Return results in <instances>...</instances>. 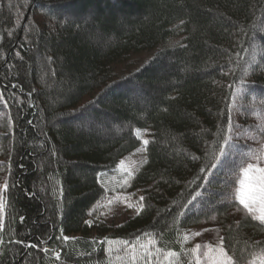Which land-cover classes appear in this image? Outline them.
Returning <instances> with one entry per match:
<instances>
[{"label": "trees", "instance_id": "obj_1", "mask_svg": "<svg viewBox=\"0 0 264 264\" xmlns=\"http://www.w3.org/2000/svg\"><path fill=\"white\" fill-rule=\"evenodd\" d=\"M176 33L181 44L160 49ZM140 52L152 57L116 75ZM131 85L143 101L118 90ZM240 88L245 100L264 97V0H0V184L10 185L0 264H121L114 244L150 238L181 252L187 231L213 216L246 264L264 226L236 212L220 168L200 172ZM104 117L121 128L84 123ZM139 130L151 132L147 163L129 187L142 190L144 211L113 228L86 224L106 178L142 145Z\"/></svg>", "mask_w": 264, "mask_h": 264}, {"label": "snow or ice", "instance_id": "obj_2", "mask_svg": "<svg viewBox=\"0 0 264 264\" xmlns=\"http://www.w3.org/2000/svg\"><path fill=\"white\" fill-rule=\"evenodd\" d=\"M231 88V85H229ZM238 91V90H237ZM235 95V92L231 93ZM0 104H7L6 99L3 94L0 93ZM236 111L229 106L226 112L227 120L222 123L216 132V138L213 142L211 148V162L200 168L201 173H211L212 169L218 167V165L224 162V159L230 154L238 155L243 166L240 171L243 173V179L240 180V187L236 189L233 199L238 201V206L236 207V212H243L246 217H250L254 221H258L261 226H264V123L257 125L253 129H245L241 125L235 122V118L230 114ZM252 140L256 143V147L251 144L247 145V150H240V140ZM149 140H142V148L147 151V145ZM141 149L138 148L137 152ZM193 159H199L198 156H194ZM144 163H147L145 158ZM119 167L125 173V179L122 186H128L130 180L133 178L136 169H131L125 165L123 160L120 161ZM202 179L210 182L209 177L203 176ZM10 185L7 180L3 184H0V232L5 230L4 214L6 208L9 206V201L6 200L7 192ZM107 199V198H106ZM121 197L116 196L111 199H107L108 205H112L115 201L120 200ZM145 197L140 196L136 203H128L127 198L124 199L126 207L129 209H134L135 214L139 216L145 209ZM191 203V201H189ZM187 205H185L186 207ZM95 211V210H94ZM20 221L23 222L24 217H19ZM211 219L215 220L216 217L213 216ZM86 224L91 225L92 221H85ZM236 224H241L240 220L235 222ZM205 232H211L212 229H204ZM218 231V230H216ZM193 235L199 237L202 232L197 231ZM49 239H52L49 237ZM58 240L64 242L74 239L66 235L56 237ZM189 239L188 235H184L183 241ZM139 240V237H137ZM17 244H23V240H16ZM111 244L112 241H105ZM0 243H3V238L0 236ZM43 243V242H42ZM123 248L120 250L124 254L122 256H116L117 260L126 261V264H182L180 257L182 255L189 256L190 259L187 264H240V259L235 254H230V248L225 243L224 236H218L217 242L215 244H195L194 247L190 249H185L182 247L181 252L173 251L172 249H165L157 246L158 242L155 238H150L145 243L130 244L129 241H121ZM39 245H29V247L35 248ZM254 247L259 249V251L250 252V259L246 261V264H264V243L254 242ZM44 252L49 251L47 248L41 249ZM109 256L111 255L112 249H107ZM57 260H60L61 253L59 251L53 250Z\"/></svg>", "mask_w": 264, "mask_h": 264}, {"label": "rangeland", "instance_id": "obj_3", "mask_svg": "<svg viewBox=\"0 0 264 264\" xmlns=\"http://www.w3.org/2000/svg\"><path fill=\"white\" fill-rule=\"evenodd\" d=\"M35 21H41L42 15L38 14L35 15L33 18ZM183 39V35L181 33H176L175 36L171 37L168 42L164 43L160 46V49L168 48L171 46H175L181 44ZM251 57V62H257L256 57L258 56V52H253ZM152 57V53L148 52H140L129 55L123 61L117 63L114 66V71L116 75H122L123 73H127L131 70H135L139 68L141 65L146 63ZM254 63V64H255ZM129 89V93L131 97L139 98L140 100H144L145 98L142 97L143 94L141 93L140 89L136 88V86H129L128 88H124L121 86L118 90ZM244 92L240 90L238 91L237 95L234 98V102L232 104V108L236 109V111L232 112V116L235 118V122L241 125L245 129H255L257 125L264 123V97L259 98L256 94H250V100H245L246 95ZM89 98H86L84 102L86 103ZM242 104H245L248 108V111L241 110ZM246 110V109H244ZM247 117V120L245 117ZM86 122V123H85ZM86 126H96L99 130L108 132V128H112L115 131L120 127L118 124L112 122L111 119L104 117V121H101L103 125H96L93 120H84ZM108 127V128H107ZM123 127V126H122ZM121 128V127H120ZM124 128V127H123ZM138 137L140 138L141 142L143 139H151V132L148 130H139L137 132ZM240 150L246 151L247 145L251 144L253 147H256V143L252 140H240ZM141 149L140 152L137 150L133 151L129 155L125 156L122 160L125 162V165L131 169H136L142 165L144 162L147 152L143 150L142 145L139 147ZM120 165V163H119ZM243 166L241 158L236 154H230L228 157L224 159V162L218 165L217 168L221 169V172L224 174V186H228L230 184L229 193L233 197L235 194L236 189L240 187V180L243 179V173L240 171V168ZM135 171V172H136ZM134 172V173H135ZM125 179V173L121 170L118 166L115 173L111 174L106 178L105 185H107V193L105 197L97 204V206L91 211V218L92 226L96 227L104 225L108 228H113L114 226L123 223L130 217L136 215L134 209H129L126 207V203L124 199L127 198L128 203H136L140 196H143L142 190H131L130 183L128 186H122ZM119 196L121 197L120 200L115 201L112 205H108L107 199H111L112 197ZM224 197V196H223ZM226 197V196H225ZM107 198V199H106ZM224 199V198H223ZM95 210V211H94ZM204 229H212L211 232H205ZM218 230V231H216ZM96 229L94 228L95 233ZM200 231L202 235L197 237L193 235L195 232ZM189 236V239L184 241L186 249H190L195 246V244H208L212 243L215 244L217 242L218 236H223L222 229L218 225L217 219H208L206 222L200 224L199 226L193 227L189 229L186 233ZM114 247L118 251V255L122 256L124 253L120 251L123 248V245L114 244ZM188 260L190 259L189 256ZM121 264L124 261L118 260Z\"/></svg>", "mask_w": 264, "mask_h": 264}, {"label": "bare ground", "instance_id": "obj_4", "mask_svg": "<svg viewBox=\"0 0 264 264\" xmlns=\"http://www.w3.org/2000/svg\"><path fill=\"white\" fill-rule=\"evenodd\" d=\"M28 16H26V18H27ZM26 21V20H25ZM25 23V22H24Z\"/></svg>", "mask_w": 264, "mask_h": 264}]
</instances>
